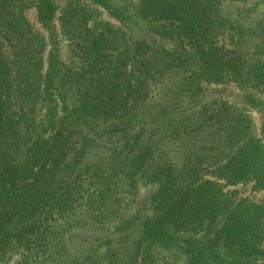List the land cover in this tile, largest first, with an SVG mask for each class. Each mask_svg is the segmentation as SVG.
<instances>
[{"label":"trees","instance_id":"1","mask_svg":"<svg viewBox=\"0 0 264 264\" xmlns=\"http://www.w3.org/2000/svg\"><path fill=\"white\" fill-rule=\"evenodd\" d=\"M0 264H264V0H0Z\"/></svg>","mask_w":264,"mask_h":264},{"label":"rangeland","instance_id":"2","mask_svg":"<svg viewBox=\"0 0 264 264\" xmlns=\"http://www.w3.org/2000/svg\"><path fill=\"white\" fill-rule=\"evenodd\" d=\"M28 18L33 23L35 27H40L39 22L36 19V13L34 8H30L27 12ZM102 17H108L104 11H101ZM110 20L114 21L111 17H108ZM63 43V41H62ZM208 87V95L211 97H224V98H231V99H239L240 98V90L232 83L225 84V85H209ZM251 114L254 118V121L256 123L259 122L258 120V114L254 111V109L250 110ZM235 187L240 195L248 196L250 199L260 202L262 200L263 194L262 191H258L251 188V183L247 184H238Z\"/></svg>","mask_w":264,"mask_h":264}]
</instances>
